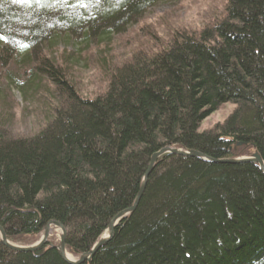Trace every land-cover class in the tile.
Returning a JSON list of instances; mask_svg holds the SVG:
<instances>
[{"label": "trees", "instance_id": "1", "mask_svg": "<svg viewBox=\"0 0 264 264\" xmlns=\"http://www.w3.org/2000/svg\"><path fill=\"white\" fill-rule=\"evenodd\" d=\"M168 1L0 0V100L15 91L43 119L27 137L0 125V226L10 242L36 241L57 221L80 258L133 206L146 176L134 211L82 264H264L257 163L166 153L149 169L167 146L264 161V0H225L168 40L147 32L137 44L151 49L115 64L116 35L140 37L144 16ZM90 54L109 74L92 98L76 78ZM226 103L235 105L226 120L200 131ZM56 244L18 251L0 239V264H71Z\"/></svg>", "mask_w": 264, "mask_h": 264}, {"label": "rangeland", "instance_id": "2", "mask_svg": "<svg viewBox=\"0 0 264 264\" xmlns=\"http://www.w3.org/2000/svg\"><path fill=\"white\" fill-rule=\"evenodd\" d=\"M225 0H173L162 2L152 8L144 16L139 27H147L141 31L140 37L133 31L127 34L116 35L114 43L109 49V56H115V64L131 57V54L137 49H145L146 46L140 47L137 42L146 44L149 42L148 37L144 35L148 32H155L159 37L168 40L169 36L176 30L187 29L188 31L196 30L202 26L203 22L211 15H216L223 10ZM137 27V29L139 28ZM133 30V29H132ZM137 40V41H136ZM71 48V47H70ZM151 48H147L148 50ZM96 49L93 53H96ZM97 56V55H96ZM88 61L80 64L77 73V82H79V94L83 97L92 98L96 94L104 91L109 85V74L97 63L96 57L88 55ZM4 74L0 67V80ZM5 101L0 100V125L5 124V130L13 137H22L33 135L39 130L43 119L40 114L42 107L30 104L27 100L15 91L4 93ZM235 105L226 103L217 111L207 117L200 126V131L207 130L217 124L222 123L234 111ZM50 231L49 240L58 243L62 230L53 227ZM40 238V237H39ZM37 241V240H36ZM36 241H31L21 245H31Z\"/></svg>", "mask_w": 264, "mask_h": 264}, {"label": "water", "instance_id": "3", "mask_svg": "<svg viewBox=\"0 0 264 264\" xmlns=\"http://www.w3.org/2000/svg\"><path fill=\"white\" fill-rule=\"evenodd\" d=\"M237 145H241V143L238 142ZM166 153H172V154H177V155H181V156H188V157L195 156V157L202 158V159L212 161V162H230V163L255 162L259 165L260 169L264 172V161L262 160V158L260 157L258 152H255L252 156H243V157H239V158H227V159L215 160V159L210 158V157L206 156L205 154L198 152V151H195V150H184V149H179V148H173L170 146L164 147L163 149H161L160 151H158L157 153H155L153 155L149 169H152L154 167L157 159ZM145 182H146V176L144 177V179L142 181V184L140 187V193H139L135 203L133 204V206L129 209L124 210L120 214H118L117 217L110 223L108 230L98 240V242L93 247V249L88 253H84L80 258L74 257V259H70L68 257V252H67L66 246H65L66 245L65 244L66 228L60 222H57V221H50L47 224V226L44 228V232L41 235V237L39 238V240L36 241L35 243L31 244V245H19V244L10 242L8 240L6 234H5L4 229L1 226H0V239H1L2 243H4L6 246H8L11 249L18 250V251H35V250L39 249L40 247L44 246L45 244H47L49 242V236H50L51 229L53 227H57V228H60L62 230V234H61V237L59 239V242L56 244V247H57L59 253L63 256V258L66 259L71 264H82L86 260L90 262L91 257L95 253V251L112 237L114 227L118 224V222L123 217L128 216L129 214H131L134 211V209L136 208L138 199L143 192Z\"/></svg>", "mask_w": 264, "mask_h": 264}, {"label": "bare ground", "instance_id": "4", "mask_svg": "<svg viewBox=\"0 0 264 264\" xmlns=\"http://www.w3.org/2000/svg\"><path fill=\"white\" fill-rule=\"evenodd\" d=\"M51 230H53V229H51ZM68 257H69L70 259H74V256L71 255L70 253H68Z\"/></svg>", "mask_w": 264, "mask_h": 264}, {"label": "snow or ice", "instance_id": "5", "mask_svg": "<svg viewBox=\"0 0 264 264\" xmlns=\"http://www.w3.org/2000/svg\"><path fill=\"white\" fill-rule=\"evenodd\" d=\"M16 2H22V0H16Z\"/></svg>", "mask_w": 264, "mask_h": 264}]
</instances>
